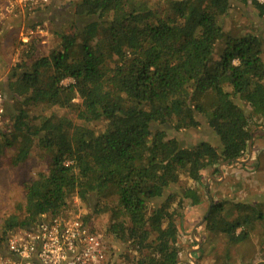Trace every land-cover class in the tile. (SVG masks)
<instances>
[{
  "label": "trees",
  "instance_id": "obj_1",
  "mask_svg": "<svg viewBox=\"0 0 264 264\" xmlns=\"http://www.w3.org/2000/svg\"><path fill=\"white\" fill-rule=\"evenodd\" d=\"M235 1L264 19V2ZM231 8L232 0H80L60 15L68 31L54 26L50 50L28 41L2 84L9 121L0 136L18 144L14 166L37 154L48 168L25 181L1 242L43 217L68 218L73 197L93 196L113 210L106 235L127 245L132 264L178 263L179 222L185 203H202V172L241 160L264 122L261 39L225 31ZM37 107L44 112L34 117ZM202 126L218 145L180 144L177 133ZM182 178L192 186L180 188ZM228 206H210L205 230L239 245L261 226L264 204Z\"/></svg>",
  "mask_w": 264,
  "mask_h": 264
},
{
  "label": "rangeland",
  "instance_id": "obj_2",
  "mask_svg": "<svg viewBox=\"0 0 264 264\" xmlns=\"http://www.w3.org/2000/svg\"><path fill=\"white\" fill-rule=\"evenodd\" d=\"M78 1L80 0H48V3L42 7H34L23 12L17 10L12 14L4 15L0 29L4 22L9 23L2 38L6 45L5 51L8 50V55L12 57L11 66H5L7 76L3 82L4 85H6L10 68L16 65L20 53L27 44L20 41V34L31 31L33 34L29 40L32 37L42 39L43 42L40 45L47 52L57 43V39L51 37L52 29L57 25L58 28L61 26L63 31H68V23L62 19V16L71 10V3ZM151 1L157 2L158 0ZM259 1L264 2V0ZM0 5H4L1 0ZM225 31L234 36H241L245 32L256 33L261 39L262 59L264 61V19L258 17L257 12L249 3L242 5L232 0V8L225 18ZM241 108L246 115L251 113L248 105L242 104ZM43 112L44 109L40 107L32 110L34 117ZM50 113L51 110L48 109L45 110L44 114L49 115ZM251 133L250 155L247 149L240 160L243 163L221 167L223 175L220 172L215 173L214 168H207L202 172L201 187H199L203 196L202 203L195 207H190L189 202L185 203L183 219L179 222L177 239L179 261L188 264H257L264 260V221L249 240L234 246L227 242L224 235L207 232L205 221L196 227L208 216L211 206L210 200L213 204L221 203L224 207H229L231 202L246 204L260 202L264 204V122L260 127L252 128ZM176 136L180 144L185 147H191L202 141L218 145L214 135L203 126L198 130L177 133ZM17 145L14 143L11 146H5L0 136V226L3 220L15 213L16 205L24 203L25 181L37 173H46L48 168V158L40 157L37 154H32L22 166H14L12 159ZM185 186L189 187L192 184L186 178H182L180 188ZM97 203H99L98 199L93 196H89L86 202L73 197L67 204L66 214L68 218H88L87 223L94 231L106 235V228L111 219L114 218V213L113 210L108 211V208L100 207ZM158 203L159 201L156 204L158 205ZM194 228L193 241L191 233ZM0 236L4 235L0 234ZM105 237L111 264L133 263L135 254L128 249L127 245L115 242L107 235ZM2 242L0 241V243Z\"/></svg>",
  "mask_w": 264,
  "mask_h": 264
},
{
  "label": "built area",
  "instance_id": "obj_3",
  "mask_svg": "<svg viewBox=\"0 0 264 264\" xmlns=\"http://www.w3.org/2000/svg\"><path fill=\"white\" fill-rule=\"evenodd\" d=\"M0 23L5 14L42 7L48 0H1ZM33 33L20 34L28 43ZM73 83L68 79L64 84ZM0 72V128L8 123L7 98ZM104 235L79 217H43L30 229L17 228L0 243V264H110Z\"/></svg>",
  "mask_w": 264,
  "mask_h": 264
},
{
  "label": "crops",
  "instance_id": "obj_4",
  "mask_svg": "<svg viewBox=\"0 0 264 264\" xmlns=\"http://www.w3.org/2000/svg\"><path fill=\"white\" fill-rule=\"evenodd\" d=\"M9 26V23H6L4 22L3 23V26L1 27L0 29V72L2 74V76L4 77L3 78V82L6 80V72H5V66L6 67H10L11 64H10V60H11V56L8 55V50L5 51V43H4V40L2 38L3 36V32L5 31L6 28H8Z\"/></svg>",
  "mask_w": 264,
  "mask_h": 264
},
{
  "label": "water",
  "instance_id": "obj_5",
  "mask_svg": "<svg viewBox=\"0 0 264 264\" xmlns=\"http://www.w3.org/2000/svg\"><path fill=\"white\" fill-rule=\"evenodd\" d=\"M250 149H251V142H249V145H248V152H249V155H250ZM228 163L229 162H224V163H222V164H220L219 165V167H218V170H219V172H220V174L221 175H223V172H222V170H221V167H223V166H226V165H228ZM234 163H236V164H238V163H243L242 161H240V160H238V161H235ZM210 204L212 205L213 203H212V201L210 200ZM207 216V215H206ZM206 220V217L196 226V227H198L199 225H201V223L202 222H204ZM195 227V228H196ZM195 228L193 229V231H192V233H191V239L194 241V230H195ZM199 247H200V245H198ZM181 263H184V264H186L187 262H184V261H178V263L177 264H181ZM188 264V263H187Z\"/></svg>",
  "mask_w": 264,
  "mask_h": 264
}]
</instances>
